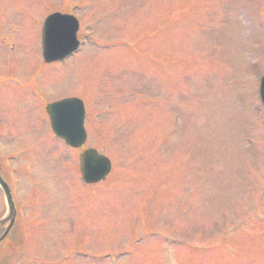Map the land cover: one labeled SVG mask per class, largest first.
I'll return each instance as SVG.
<instances>
[{
  "label": "rangeland",
  "instance_id": "rangeland-1",
  "mask_svg": "<svg viewBox=\"0 0 264 264\" xmlns=\"http://www.w3.org/2000/svg\"><path fill=\"white\" fill-rule=\"evenodd\" d=\"M54 10L80 19L83 47L46 64ZM3 19L0 125L13 137L0 154L28 147L12 163L35 174H19L17 196L45 197L29 229L43 243L20 253V232L0 264H264V0H0ZM70 95L87 105L85 147L114 162L98 184L81 179L82 149L45 139L37 106Z\"/></svg>",
  "mask_w": 264,
  "mask_h": 264
},
{
  "label": "water",
  "instance_id": "water-1",
  "mask_svg": "<svg viewBox=\"0 0 264 264\" xmlns=\"http://www.w3.org/2000/svg\"><path fill=\"white\" fill-rule=\"evenodd\" d=\"M78 21L68 14L54 13L48 17L43 29V53L46 61L63 59L75 51L79 45L77 39ZM261 94L264 99V78L261 85ZM52 115L53 126L56 132L63 136L68 143L80 146L86 139L84 130V106L77 98L65 99L51 104L48 108ZM82 175L87 182H97L104 179L111 170L110 160L98 153L94 148L85 150L81 154ZM0 183L9 194V189L0 177ZM9 201L11 197L9 196ZM11 216L15 210L10 203Z\"/></svg>",
  "mask_w": 264,
  "mask_h": 264
},
{
  "label": "flooded vegetation",
  "instance_id": "flooded-vegetation-1",
  "mask_svg": "<svg viewBox=\"0 0 264 264\" xmlns=\"http://www.w3.org/2000/svg\"><path fill=\"white\" fill-rule=\"evenodd\" d=\"M1 168H2V166L0 164V170H1ZM7 210H8V207H7L5 195H4V192L0 186V218H2L3 216H5L7 214ZM17 216H18V214L16 215L15 223L17 220ZM9 223H10V221H7L6 223L0 225V236L4 233V231L6 232ZM15 223L13 224L12 228L10 229L9 234L15 229ZM8 237H9V235H8ZM8 237H7V239H8Z\"/></svg>",
  "mask_w": 264,
  "mask_h": 264
}]
</instances>
